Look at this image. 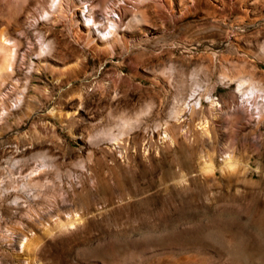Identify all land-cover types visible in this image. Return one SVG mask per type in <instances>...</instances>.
Here are the masks:
<instances>
[{"label": "rangeland", "instance_id": "374dc122", "mask_svg": "<svg viewBox=\"0 0 264 264\" xmlns=\"http://www.w3.org/2000/svg\"><path fill=\"white\" fill-rule=\"evenodd\" d=\"M3 32L0 264H264V101L235 92L264 93V0H0Z\"/></svg>", "mask_w": 264, "mask_h": 264}, {"label": "bare ground", "instance_id": "6f19581e", "mask_svg": "<svg viewBox=\"0 0 264 264\" xmlns=\"http://www.w3.org/2000/svg\"><path fill=\"white\" fill-rule=\"evenodd\" d=\"M88 8H89L88 5L87 6L84 5V12H86V10ZM15 43H16L15 38L13 39V36H11L9 33H7V32L0 33V97L2 95L1 85L6 82V77H9L11 79V82H13L15 80V79L13 80V76H12V74L15 71V68H14V61L15 60L14 59H15V56H17L16 50L13 48V45H12ZM207 45H211L213 47L212 48L213 49V51H212L213 57L210 56L212 61H213V59L214 60L217 59L215 61H217V62H218V60H220L221 62L225 61V62L230 63L233 68L236 67L237 64L232 60V58L230 56L231 53L236 52L235 51L236 46L233 42L227 40L225 42H218V43H212L211 42V43H208ZM216 46L224 47L225 50H227V53L223 54V52H221V53L218 52L217 50L214 49ZM247 80L245 77L239 78L237 80L236 85H235L236 94L241 97L242 101L246 100L248 102H251V106H253L254 101H256V100L264 101V93L263 92H260V93L256 92L257 91L256 85L253 83H252V85H248ZM212 85H213V82H212V84L207 86V89L205 90V92H209L210 89L212 90L213 89V88H211ZM191 92L192 91H190V94H191ZM3 100H4V97H3ZM256 102H255V104H256ZM259 111H260V109L258 110V112ZM122 132L114 135V137L112 138V141L114 144L119 145L118 143H120V140H121L120 134H122ZM72 223H73V221H72ZM35 233H34V235H35ZM36 236H34V237H36ZM34 237H28L27 234L26 235L23 234L20 237L18 235L21 250L24 251V253L26 255H28V258L31 257L35 261H37V253H36L37 251H34V249H33V253L30 252L32 250L31 249V244H32L31 241L34 240ZM146 252H147L146 247L138 246L135 248V251H129L127 253H124L121 257V261L123 264L124 263H126V264H128V263L140 264L141 261L146 257ZM173 264H201V262H200V260L197 259V257L190 255V256H185V257L175 261ZM231 264H235L234 260L231 261Z\"/></svg>", "mask_w": 264, "mask_h": 264}]
</instances>
